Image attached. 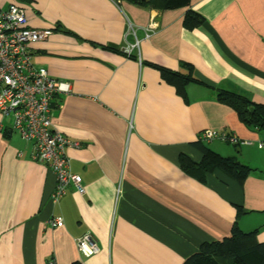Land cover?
I'll return each instance as SVG.
<instances>
[{"label": "crops", "instance_id": "1", "mask_svg": "<svg viewBox=\"0 0 264 264\" xmlns=\"http://www.w3.org/2000/svg\"><path fill=\"white\" fill-rule=\"evenodd\" d=\"M22 7L33 29V65L70 83L52 102L55 130L69 147L70 185L57 202L56 176L0 114V264H184L205 243L257 231L264 243V128L243 123L218 100L233 92L264 106V0H191L159 12L129 0H0ZM192 9L203 23L186 29ZM113 48V50H112ZM197 79L184 93L160 68ZM205 130L250 144L201 142L251 171L243 183L216 170L203 182ZM61 217L62 228L50 221ZM92 235L85 257L76 241Z\"/></svg>", "mask_w": 264, "mask_h": 264}, {"label": "built area", "instance_id": "2", "mask_svg": "<svg viewBox=\"0 0 264 264\" xmlns=\"http://www.w3.org/2000/svg\"><path fill=\"white\" fill-rule=\"evenodd\" d=\"M52 35L48 29H33L22 7L11 4L0 9V114L10 117L12 129L26 142L33 143L32 158L47 166L56 176L57 185L52 195L57 202L67 193L70 185L84 193L81 179L70 170L66 155L69 147H77L53 127L52 102L56 96L71 93L68 82L57 80L45 68L32 64L29 46ZM200 142L220 140L231 145L250 144L225 132L205 130ZM53 228H62L61 217L50 221ZM77 248L89 258L99 253L95 238L87 234L77 241ZM52 264V263H51Z\"/></svg>", "mask_w": 264, "mask_h": 264}, {"label": "trees", "instance_id": "3", "mask_svg": "<svg viewBox=\"0 0 264 264\" xmlns=\"http://www.w3.org/2000/svg\"><path fill=\"white\" fill-rule=\"evenodd\" d=\"M144 7L159 12L189 8L191 0H129ZM204 19L192 9L188 10L184 18L186 29L192 30L203 23ZM113 50V48H112ZM190 72L186 76L159 67L161 75L168 83L184 93L185 87L197 79L192 74V67L187 66ZM220 103L234 109L239 119L249 126L264 128V106L257 105L247 97L233 92H218ZM197 147L203 154L199 164L187 157H181V167L190 176L203 182L207 174L216 170L222 171L230 178L243 183L251 169L234 159L225 158L211 149L205 148L202 143ZM257 231L244 233L235 225L229 237L201 246L198 253L187 259L184 264H264V243L256 238Z\"/></svg>", "mask_w": 264, "mask_h": 264}]
</instances>
